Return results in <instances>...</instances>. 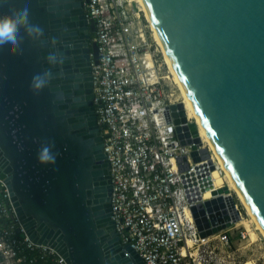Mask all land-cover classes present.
Segmentation results:
<instances>
[{
  "label": "water",
  "instance_id": "95a60500",
  "mask_svg": "<svg viewBox=\"0 0 264 264\" xmlns=\"http://www.w3.org/2000/svg\"><path fill=\"white\" fill-rule=\"evenodd\" d=\"M145 1L193 114L264 226V0ZM12 2L27 4L45 32L44 45L26 39L22 55L0 48V179L23 227L69 264H144L111 219L83 0ZM51 37L66 60L53 68L51 86L34 95L29 83L49 67ZM191 129L200 142L197 124ZM44 142H54L55 164L37 161Z\"/></svg>",
  "mask_w": 264,
  "mask_h": 264
},
{
  "label": "built area",
  "instance_id": "2783aa9c",
  "mask_svg": "<svg viewBox=\"0 0 264 264\" xmlns=\"http://www.w3.org/2000/svg\"><path fill=\"white\" fill-rule=\"evenodd\" d=\"M83 10L93 32V104L121 243L130 244L144 264H237L234 244L250 240L247 212L229 186L219 192L209 178L217 161L200 136L196 141L195 122L178 106L181 100L173 99L140 6L83 0ZM0 264H69L30 238L3 179Z\"/></svg>",
  "mask_w": 264,
  "mask_h": 264
},
{
  "label": "clouds",
  "instance_id": "9594fccd",
  "mask_svg": "<svg viewBox=\"0 0 264 264\" xmlns=\"http://www.w3.org/2000/svg\"><path fill=\"white\" fill-rule=\"evenodd\" d=\"M5 5L7 10H4ZM31 12L27 4L17 9L12 0H0V48L8 47L11 54L22 55L24 43L27 39L34 45H44L45 32L39 24L30 19ZM50 44L55 51H50L44 57L49 67L32 76L29 89L38 95L45 88H49L56 78L53 68L63 65L66 56L56 47V37L50 38ZM54 142H44L37 150V161L40 164H55L57 153L53 151Z\"/></svg>",
  "mask_w": 264,
  "mask_h": 264
},
{
  "label": "bare ground",
  "instance_id": "6f19581e",
  "mask_svg": "<svg viewBox=\"0 0 264 264\" xmlns=\"http://www.w3.org/2000/svg\"><path fill=\"white\" fill-rule=\"evenodd\" d=\"M131 1H138L140 5L143 8V11L145 13L146 20L150 23L151 30L153 32V38L155 39L156 43L158 44L160 51L162 53L163 59L165 63L168 66L169 76L173 77V80L177 84L179 88V96L181 98V102L183 103V106L186 110L187 116L190 119H193L194 122L197 124L198 130H199V136L203 143L209 147V149L213 152V156L215 160L217 161L218 166L210 171L209 178L212 179V181L215 183V185L218 188L223 187V185H227L233 190L235 193H237V197L240 200L241 204L244 206V208L247 210V214L253 218L256 221L257 228L262 232L264 235V226L261 223L260 219L254 212L252 206L250 205L249 201L247 200L246 196L244 195L243 191L241 190L240 186L238 185L237 181L235 180L233 174L228 169L227 164L225 163L224 158L222 157L217 145L215 144L209 130L198 120V118L193 114V110L190 108V104L187 102V98L184 96V92L181 89V85L178 83V76L175 74V70L172 68V64L169 62V56L167 53L165 42L154 22L152 19L147 3L145 0H131ZM142 10V9H141ZM228 183V184H226ZM206 196H209V193H206ZM243 223L247 228H249V235L252 240V242H256L258 240V235L254 231V229L251 228V225L248 223L246 219H243Z\"/></svg>",
  "mask_w": 264,
  "mask_h": 264
},
{
  "label": "rangeland",
  "instance_id": "374dc122",
  "mask_svg": "<svg viewBox=\"0 0 264 264\" xmlns=\"http://www.w3.org/2000/svg\"><path fill=\"white\" fill-rule=\"evenodd\" d=\"M135 2L142 9L141 14H142L144 21L150 26V23L145 18V13L143 11L142 6L140 5V3L138 1H135ZM149 30L153 35L151 27L149 28ZM152 41H153L154 45L157 47L158 59H159V62L161 64L162 73L165 77V80H166L165 82L168 84L169 90L174 94L173 99L178 98L181 100V98L179 96V88H178L177 84L175 83V81L173 80V77L170 76L167 78V76H169L168 66L165 63L163 56H162V53L160 51V48H159L158 44L156 43L155 39L153 38V36H152ZM235 195H237V193ZM245 210L246 209H244V211ZM246 212H247V210H246ZM245 215L248 218V219H246V218L245 219L251 225V228L254 229V231L257 233L258 240L256 242H252V240L250 238L249 241H243V242L236 241V243L234 244V248H238V249L235 250L233 252V254L238 259L237 264H264V235L257 228L256 221L253 218H251L247 213H245ZM246 228H247V226H246ZM247 230L249 232V228H247Z\"/></svg>",
  "mask_w": 264,
  "mask_h": 264
},
{
  "label": "flooded vegetation",
  "instance_id": "af4514ba",
  "mask_svg": "<svg viewBox=\"0 0 264 264\" xmlns=\"http://www.w3.org/2000/svg\"><path fill=\"white\" fill-rule=\"evenodd\" d=\"M88 32H89V34H90V47H91V50H92L94 46H93V43H92V41H91L92 36H93V32H92V27H91V26L89 27Z\"/></svg>",
  "mask_w": 264,
  "mask_h": 264
}]
</instances>
